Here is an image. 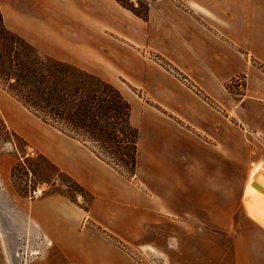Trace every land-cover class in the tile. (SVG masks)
Segmentation results:
<instances>
[{
	"label": "rangeland",
	"instance_id": "1",
	"mask_svg": "<svg viewBox=\"0 0 264 264\" xmlns=\"http://www.w3.org/2000/svg\"><path fill=\"white\" fill-rule=\"evenodd\" d=\"M76 1L78 0H0V7L2 3L1 11L4 12L3 16L5 14V21L7 19L14 26L13 30L6 23L11 31L38 51L43 62L41 68L48 65L46 58L49 56L57 60L63 59L64 62H79L81 64L76 65L99 75L120 89L134 109L132 121L140 129L144 128L140 147L142 166L139 164L133 174L129 168H121L112 155L103 154V159L109 165L112 163L118 168L116 170L123 180L124 219L122 225L118 223L117 227L115 219L108 217L111 208H108L107 213L96 207V202L100 200L97 194L31 146L11 124L9 126L8 121L13 114L6 111V106L8 110L11 105L21 104L32 113L39 111L41 117L51 116L36 105L28 106L23 102L22 97H26V94L34 96L33 92H28L32 88L30 84L14 78L4 80L0 77V264L85 262L86 258L69 256L66 254L67 250L64 252L58 249L57 244L52 241L50 243L45 233L40 231V226L26 213L53 195H61L79 205L89 216L85 223L86 230H92L103 242L86 232L82 235L78 222L74 220L64 222L66 235L70 237L66 241L70 243L71 239L73 243L84 242L91 255L87 258H98L100 264L110 258L106 259L105 255L112 256L117 264H264V135L257 131L248 133L249 128L243 122H238L237 113L244 104V95L248 94L251 84L248 70L229 77L219 87V107L223 109L220 110L221 114L231 115V132H227L231 140V145L228 146L230 148L211 143L207 145V150H203L193 145L198 155L192 158L185 156V152L180 151L177 146H172L169 155L170 152L164 151L163 146L155 147L151 144L154 138L148 134V127L145 128V123L152 119L150 114L161 108L160 105L147 94L142 83H135L124 65L117 63L110 54V48L117 44L127 47L140 60L157 63L183 85L199 93L200 89L192 82L194 80L188 78L187 82V74L181 72L179 66L166 60L159 48L154 46L172 44L173 47L176 45L181 48L182 44L174 40H179V34L162 16L170 12L179 14L180 11H188L191 16L189 18L195 22V8L190 7L185 0H123L138 11H144L148 5L147 18L152 19L150 29L153 32L148 36L145 27L144 35L148 38L154 34L155 36L147 39L148 42L128 44L118 38L117 34L109 32L111 28L104 27V37L99 33V39L97 33L92 34L97 40L86 44L79 37L85 35L89 28L79 26L78 19L69 15L79 11ZM108 1L136 23L146 26L145 20L131 9L117 0ZM105 38L109 44H105ZM13 50L21 57V54L26 53L25 47L20 45ZM240 51L248 59L247 66H257L260 69L262 77L259 76L255 83L257 93L252 94L264 108V94L258 92L260 89L264 90V65L254 60L249 52ZM232 69L233 66H229L227 72ZM64 78L66 89H72L73 74H70L69 79ZM34 98L36 100L35 96ZM229 105L230 112L227 111ZM232 107L236 108V112ZM63 108L64 106L61 110ZM40 116L38 117L41 118ZM167 116H164L165 119L170 120ZM67 120L63 117L58 122L64 131L73 132L96 153L103 151V147L92 139L90 131L84 132ZM53 121L57 124V120ZM165 129L170 131V125L166 124ZM202 139L200 140L203 142L210 140L208 137ZM158 148L162 151H157ZM169 158L178 159L182 166L187 164L184 166L189 169H204L203 185H194L193 182L188 187L193 188L186 191L184 187L165 184L164 179L167 177L164 168H167ZM210 170L215 174L211 175ZM254 182H257V186ZM38 187L43 188L42 195L31 196ZM109 247L117 250L118 255L115 256V252ZM99 248L103 250L102 255Z\"/></svg>",
	"mask_w": 264,
	"mask_h": 264
},
{
	"label": "crops",
	"instance_id": "2",
	"mask_svg": "<svg viewBox=\"0 0 264 264\" xmlns=\"http://www.w3.org/2000/svg\"><path fill=\"white\" fill-rule=\"evenodd\" d=\"M185 1L190 7L195 8L197 23L189 18L191 16L188 11H180L179 14L170 12L162 16L169 21L170 27L173 26L176 29L180 38L174 40L182 44V47L178 48L176 45L173 47L172 44H155L154 46L159 48L160 54L166 60L179 66L180 71L187 74L188 77L185 78L187 82L189 79L194 80L192 82L200 89L199 93L183 85L178 78L168 70L162 69L157 63L140 60L135 54L130 53L127 47L117 44L110 48V54L118 64L125 66L135 83L140 82L146 87L147 94L161 107L153 111L152 115L150 114L152 119L145 123L148 134L154 138L151 144L155 147L163 146L164 151L170 152L169 155H171L172 146H177L180 151L185 152L183 153L185 156L189 155L193 158L198 155L193 145L203 150H207L209 148L207 145L211 143L227 145V147L231 145L227 133L231 132V115L221 114L220 110L223 109L219 107V87L229 77L246 70L250 74L251 84L248 94L244 95L243 106L237 110L238 122H243L249 128L248 133L257 131L264 135V108L252 94V92L257 93L255 83L262 74L257 66H247L248 59L240 51L249 52L254 60L264 65V0ZM76 3L79 5V11L69 15L78 19L79 26L89 28L85 35L79 37V40L86 44H92L93 40H97L92 34L97 33L100 39L99 33L102 35L106 31L104 27L111 28L109 32L117 34L118 38L127 41L128 44L148 42L147 39L155 36L154 34L148 38L144 35L145 27H147L148 36L153 32L150 29L151 18H143L146 26L136 23L134 19L116 9L108 0H78ZM93 4L94 7H92ZM5 22L14 30V26L7 19ZM168 30L169 27L166 28V31ZM105 44H109L108 41ZM229 66H233L231 72H227ZM258 92L264 94V90L260 89ZM5 109L13 114L8 121L9 126L11 124L31 146L97 194L100 200L96 202V207L106 212L108 208H111L110 213L107 212L108 217L115 219L117 227L118 223L122 225L124 219L122 203L125 192L122 177L115 168L101 159L89 145L61 131L53 124L45 122L23 105H11L8 110L6 106ZM235 109L232 107V110L236 112ZM230 110L231 105L227 107V111L230 112ZM133 116L132 108L131 120ZM164 116L170 120H166ZM132 123L139 130L138 169L139 164L142 166L140 147L144 128L140 129L133 121ZM166 124L170 125V131L165 129ZM203 137H208L210 140L203 142L201 141ZM157 151L162 150L158 148ZM184 165L187 164L182 166L178 159L169 158L167 168H164V174L167 177L164 179L165 184L178 185L179 188L184 187L186 191L193 188H188L193 182L194 185L198 183L202 186L204 169L193 170ZM210 173L215 174L211 170ZM143 203L145 204V201ZM151 206L156 207L152 204ZM26 213L32 217L38 227L40 226V231L45 233L49 242L57 244L58 249L64 252L67 250L66 254L72 257L86 258L85 262L79 260L80 264H100L98 258L96 260L87 258L91 255L88 254L84 242L73 243L71 239L70 243L66 241L70 237L66 235L64 222L74 220L78 222L82 235L86 232L92 238L103 242L92 230L90 232L86 230L85 223L89 216L79 205L61 195H53L36 204ZM110 250L115 252V256L118 255L117 250L112 248ZM99 253L103 254L101 248ZM105 257L110 258L104 264H117L112 256L105 255Z\"/></svg>",
	"mask_w": 264,
	"mask_h": 264
},
{
	"label": "trees",
	"instance_id": "3",
	"mask_svg": "<svg viewBox=\"0 0 264 264\" xmlns=\"http://www.w3.org/2000/svg\"><path fill=\"white\" fill-rule=\"evenodd\" d=\"M117 1L138 16L145 19L148 17V5L144 11H138L123 0ZM17 45L25 47L26 53L21 54L22 57L13 50ZM46 60L48 65L41 68L43 62L38 51L11 31L0 7V77L4 80L14 78L30 84L32 88L28 92H33L36 100L33 95L30 97L26 94V97L22 95L23 102L28 106H38L51 118L41 117L39 111H33L36 115L61 131L77 137L71 131H64L58 124L66 117L69 124L93 134L92 139L103 147V151L99 153L93 150L101 159L104 158V153L110 154L117 159L121 168L127 167L131 173H136L139 130L132 123V106L129 100L116 86L81 66L52 56ZM70 74L74 76L73 88L66 89L64 77L69 79ZM53 120H57V124Z\"/></svg>",
	"mask_w": 264,
	"mask_h": 264
},
{
	"label": "built area",
	"instance_id": "4",
	"mask_svg": "<svg viewBox=\"0 0 264 264\" xmlns=\"http://www.w3.org/2000/svg\"><path fill=\"white\" fill-rule=\"evenodd\" d=\"M262 101H263V105H264V99ZM42 193H43V188L38 187L37 189L33 190V193L31 194V196H35V197L40 196V195H42Z\"/></svg>",
	"mask_w": 264,
	"mask_h": 264
},
{
	"label": "water",
	"instance_id": "5",
	"mask_svg": "<svg viewBox=\"0 0 264 264\" xmlns=\"http://www.w3.org/2000/svg\"><path fill=\"white\" fill-rule=\"evenodd\" d=\"M254 185L257 186V182H254Z\"/></svg>",
	"mask_w": 264,
	"mask_h": 264
}]
</instances>
